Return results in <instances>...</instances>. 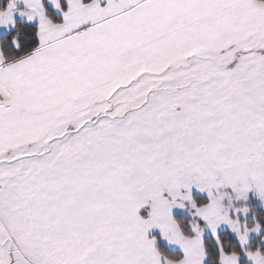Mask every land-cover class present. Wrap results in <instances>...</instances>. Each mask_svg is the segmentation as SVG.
<instances>
[{
  "label": "snow or ice",
  "instance_id": "1",
  "mask_svg": "<svg viewBox=\"0 0 264 264\" xmlns=\"http://www.w3.org/2000/svg\"><path fill=\"white\" fill-rule=\"evenodd\" d=\"M0 264H264V0H0Z\"/></svg>",
  "mask_w": 264,
  "mask_h": 264
}]
</instances>
